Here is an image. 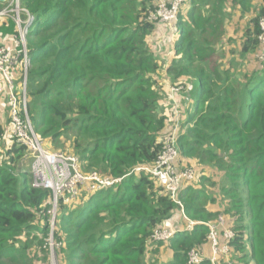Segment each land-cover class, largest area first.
<instances>
[{
    "label": "trees",
    "instance_id": "trees-1",
    "mask_svg": "<svg viewBox=\"0 0 264 264\" xmlns=\"http://www.w3.org/2000/svg\"><path fill=\"white\" fill-rule=\"evenodd\" d=\"M186 4L175 46L181 58L173 60L167 75L194 102L184 109L176 146L180 168L195 164L200 177L180 199L187 215L204 223L219 215L209 205L222 203L227 225L237 234L231 242L233 264H264V64L253 72L243 65L259 50L264 0H188L183 8ZM4 9L0 3V12ZM21 9L35 18L26 38V100L40 141H71L75 153L69 154L81 160L86 174L119 179L138 167H152L171 116L154 79L160 67L148 37L157 25L147 21V1L21 0ZM236 16L246 24L243 42L228 51L229 25ZM17 35L12 19H0V42ZM226 58H232L229 65ZM19 60L12 75L25 119L24 55ZM0 103L9 108L12 128L8 141L0 120V148L6 144L0 149V264H50L52 194L33 188L32 174L20 172L28 151L13 135L7 96L0 95ZM79 199L78 208L75 201L60 203L57 210L59 264H189L191 250L203 251L208 244V227L201 224L168 243L151 239L179 209L145 173L106 190H83Z\"/></svg>",
    "mask_w": 264,
    "mask_h": 264
},
{
    "label": "built area",
    "instance_id": "built-area-1",
    "mask_svg": "<svg viewBox=\"0 0 264 264\" xmlns=\"http://www.w3.org/2000/svg\"><path fill=\"white\" fill-rule=\"evenodd\" d=\"M186 0H156V7L149 15V21L161 26H167L173 32H178V24L182 8ZM9 3V2H8ZM12 19L18 35L12 40L0 42V95L8 98L10 115L13 124V135L16 142L26 147L32 160L33 188L48 190L52 194L51 215L54 222L60 203L73 204L83 190L98 192L114 187L132 174L145 173L158 180L173 202L177 205L178 214L166 220L162 226L154 230L151 239L156 243H168L180 233H191L197 225L208 227L207 246L210 255L193 249L189 253V264H202L210 260L211 264H232L228 256L232 253L231 242L237 234L228 225L227 219L220 216L213 223L196 222L186 213L185 206L180 199L182 190L196 181L197 172L194 168L181 169L179 166V152L176 146L177 132L164 136V147L156 163L134 169L119 179L102 177L97 173H84L79 165V159L66 152H51L43 147V143L35 133L28 116L26 100V76L29 65L27 55V34L35 18L26 10L21 9V0H12L11 6L0 12V19ZM260 35L257 56L264 59V16L259 21ZM176 35V34H173ZM24 55V82L22 107L25 119L19 114V99L17 97L16 81L12 75L14 68L20 65V57ZM178 88L177 91H180ZM178 108V106H177Z\"/></svg>",
    "mask_w": 264,
    "mask_h": 264
},
{
    "label": "rangeland",
    "instance_id": "rangeland-1",
    "mask_svg": "<svg viewBox=\"0 0 264 264\" xmlns=\"http://www.w3.org/2000/svg\"><path fill=\"white\" fill-rule=\"evenodd\" d=\"M147 1V7H148V17H147V21H149V15H151V13L154 12L155 7H156V0H146ZM257 2L260 0H256ZM262 1V0H261ZM188 0H186L185 3H187ZM7 4V3H6ZM5 4V8H8L9 6H11L12 4V0L9 1V3L6 5ZM187 6L188 4H186V7L182 8V16L185 19L187 16ZM146 20V18H145ZM150 22V21H149ZM157 27L154 31V33L148 37V44H149V48L152 51V54H154V56L157 58L158 60V65L160 67V70L157 71L156 75L154 76V79H156V81H158L160 89H161V93L163 95V99H162V104H164L165 108V114H167L168 116H171L169 119V126L167 129V135L171 134L172 132H177V136L180 135V133H182L183 131V127L181 124V119L182 121L185 120L186 118V113L184 111L187 110L188 108H190L191 104L193 105L194 102H188L189 100V91L188 90H183L181 89L180 91H177L178 88H176V83L173 84L169 79H168V75H167V70L168 68L171 66L173 60L177 57L178 59L181 58V56H176L175 55V46L176 43L180 37V25H181V18L179 19V24L177 26L178 28V32L175 33L172 30L168 29L169 27H165V26H161L156 24ZM228 25V24H227ZM246 24L244 22V20H240L238 16L234 17L231 24L229 25V38L231 39L232 43V48L228 49V51L230 50H235L238 47L241 48L242 46V35L244 32V28H245ZM176 34V35H173ZM228 45V44H227ZM259 51V50H258ZM257 51V53H258ZM257 53H255V55H247L248 59L244 61L243 65H244V69L248 72H253L255 70H259L262 69V66L264 64V59H260L257 56ZM234 58H237L239 60V56L236 55ZM232 59V58H231ZM230 58H226L224 60V63L226 65H229L228 61H231ZM242 59L239 60V65L241 64ZM263 63V64H262ZM236 67V66H235ZM233 67V69L235 68ZM262 71V70H261ZM165 82V83H164ZM165 85V86H164ZM164 87V88H163ZM195 92L192 93V96ZM23 95V94H22ZM26 95V92H25ZM186 96V97H185ZM3 105V106H2ZM178 106V108H177ZM174 109V112H173ZM9 108L7 107L6 104L4 103H0V120L1 122L5 125V131H6V137L9 138L10 134L12 133V128L9 125ZM185 131V130H184ZM184 133V132H183ZM10 140V138L8 139V141ZM1 150L4 151V147H6V144H1ZM63 145V146H62ZM43 147L44 149L51 151V152H66V153H75L74 149L72 147V142L69 140H66L65 138H62L60 140V143L55 145L52 140H47L45 143H43ZM3 161V160H1ZM79 165L81 170L85 173L84 171V166L83 163L81 162V160H79ZM194 165V170L197 172V179L195 182H193L192 184H196L198 181V177H200V171L199 169L195 168V164ZM20 172L24 171V172H29L30 174H32V160H31V156L30 154L27 152L26 156L22 159L20 167H19ZM216 173H220V171L218 172V170L215 171ZM199 174V176H198ZM213 174V172H212ZM220 175H222V172L220 173ZM32 176V175H31ZM216 175H214L215 177ZM33 178V177H32ZM216 181H219V176L217 178H215ZM197 185V184H196ZM33 186V183H32ZM207 186H211L210 184H207ZM215 190H217V188H213ZM214 191V190H210ZM217 191H215L216 196L218 197V199L221 198V196L217 193ZM81 199V198H80ZM76 200L77 204L75 205L74 208H78L79 206H81L80 204L81 201ZM80 201V202H79ZM207 199H206V204H207ZM223 205L222 203H217V204H213V205H209V209L215 212L219 211V215L217 217V219L222 216L224 218L227 219V215L223 212L224 210V206H220ZM219 206V207H218ZM53 217V214H52ZM57 217V215L55 216V218ZM236 219V217H234V220ZM55 220L54 222L51 219V235L48 239V244H49V249H50V264H59V260L56 256V252H55V247L59 248L60 245L56 244L55 242V238H54V230H55ZM228 221V219H227ZM228 223V222H227ZM208 248L209 253H210V247L207 246L206 249ZM52 251L55 253V257L53 260V256H52ZM247 253H250V248L247 249ZM229 255L228 256V260L233 264L234 258L235 256ZM40 259L43 257V255L39 256ZM165 258H169L167 257V255H164ZM40 261V260H39ZM61 264H66L65 262L62 261Z\"/></svg>",
    "mask_w": 264,
    "mask_h": 264
},
{
    "label": "water",
    "instance_id": "water-1",
    "mask_svg": "<svg viewBox=\"0 0 264 264\" xmlns=\"http://www.w3.org/2000/svg\"><path fill=\"white\" fill-rule=\"evenodd\" d=\"M10 0H0V3L1 4H6L8 3ZM27 79V78H26ZM52 256H53V260H54V257H55V253L52 251Z\"/></svg>",
    "mask_w": 264,
    "mask_h": 264
},
{
    "label": "crops",
    "instance_id": "crops-1",
    "mask_svg": "<svg viewBox=\"0 0 264 264\" xmlns=\"http://www.w3.org/2000/svg\"><path fill=\"white\" fill-rule=\"evenodd\" d=\"M188 10H189V8L187 7V13H188ZM207 247V246H206ZM206 247H204V249H202L203 250V252L206 254V255H210V253H209V250H208V248L206 249Z\"/></svg>",
    "mask_w": 264,
    "mask_h": 264
},
{
    "label": "clouds",
    "instance_id": "clouds-1",
    "mask_svg": "<svg viewBox=\"0 0 264 264\" xmlns=\"http://www.w3.org/2000/svg\"><path fill=\"white\" fill-rule=\"evenodd\" d=\"M181 15V14H180Z\"/></svg>",
    "mask_w": 264,
    "mask_h": 264
}]
</instances>
